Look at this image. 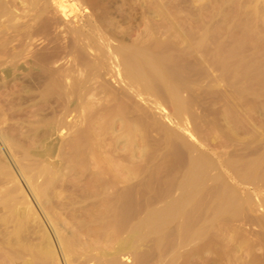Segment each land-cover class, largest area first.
<instances>
[{
    "label": "bare ground",
    "instance_id": "bare-ground-1",
    "mask_svg": "<svg viewBox=\"0 0 264 264\" xmlns=\"http://www.w3.org/2000/svg\"><path fill=\"white\" fill-rule=\"evenodd\" d=\"M49 1L51 2L50 7H49V5H50ZM81 1H84V2L86 1L85 4L88 3L87 0H58V2H56V0H0V123H2V121L4 120L3 119L4 115H7L6 113L8 111H6V110H12L10 108H13V110L15 108L20 109L21 106H22L21 107L22 110H18L20 112V114H23V115L25 114L28 116L30 115L29 117H31V116L35 117L38 114L42 115V113L44 114V112H42V111H45L47 108H49L51 106H56V107L58 106L59 107L60 105L61 106L63 105V111H60L61 116H62V114L64 112L68 111L66 109L67 106L70 105L71 103H74V102H76V104L80 108L82 106L83 110H84V106L87 107L85 109V111H83V113L84 112L88 113V114L85 113L87 115H83V117L85 116V118L87 116H89V114L92 112V110L94 108L99 107L98 105H96L98 103L100 104V107H101V104L105 106L104 103H106V105L110 104V103H111L110 105L116 103L117 105L120 106L121 102H122V105H121L122 107L121 106L120 107H121V109L123 108V110H124L125 107H127L128 105L123 107L124 106L123 102L125 103V101L127 102L131 98L132 99L135 98V96H137V95L134 94L135 93L134 91L135 90L137 91V89H139L138 92H140V93L142 91L144 96L146 95L147 92L150 93L151 90H154L155 92H158L161 95L163 93L164 96L166 95L165 96L166 98L164 100H167L168 103L173 102V104L176 106V108H177L176 109V115L183 114L182 110H184V113H185L186 112L185 108L188 109L187 107H189L190 105H187V103H189L187 101L186 105H183V108H182V106H181L182 102L186 99H182V97H179L182 94V93H180V95H179L180 89L178 87H180V85L177 87L176 83H174V85L168 86L166 83V81L168 79L166 80L164 78V77L170 78L168 81H170L171 79L172 80L175 79V80H177V82L181 79V76H179V79H176V78H178L177 77V74H178L177 70L178 69L174 70L170 66H167V68L165 67L166 63H164V62L167 59L166 58L167 56L165 57L166 58L165 59L163 57L165 55H163V54H164V51L169 52V50H170L169 48H168L169 50L166 49L165 45H167V44L165 43L162 45L165 47V50L162 51V49H164V47H161L162 49L160 48L161 49L160 53L161 52H163V53H161L159 55L161 57H159V56L158 57L160 60H162V58L165 59L163 62H161L158 59L160 61V67L158 66L159 62H156L157 55L159 53L155 54V52L153 53V51L151 50L152 55L155 54L154 55L156 57V59H155L151 55V53L147 52V48L144 47L145 45L144 46L142 45L144 47L143 48L141 46L134 45L133 43L128 44L129 42H127V40H126L128 37V34H129L128 28L125 30L124 28H126V27H124L120 30V28L123 25L119 28V21H115L117 19L113 18L114 13L112 14V12H111V11L117 10V9H115L116 7L114 6L116 4L115 3L116 1H114V0H90V1L92 2V5H93V8H92L93 13L91 15L94 14L93 15L94 17L92 16V18H94L93 21H95V24L92 27V29H94V31H95L94 34L99 33V35H100L102 32L101 30L106 28L107 32H106V30H104L103 32H106V33H104V35L108 36L109 34H112L113 31L115 30V32L113 34H115V33L116 34L115 35L112 34V37L113 36L115 38H116V36L118 37V40H117L118 44L116 46L112 47V45L111 46L108 45V40H110L108 37H107L108 38L107 39L101 35L100 36L95 35L96 37L91 36V35H88V36L85 35L84 29L87 27L84 28L83 27L84 25L81 28L78 26L79 28H77V29H72L73 28L72 26H70L71 29L69 28V26L68 27L66 26L65 28H63L62 23H61L62 21H60V19H59L60 17H58L59 15H57V14L60 13L64 19L67 18L68 15H67V11L65 10V8H63L62 3L74 2V3L80 4ZM129 1L130 2H128V4L131 3L132 0H129ZM137 1H139V0H137ZM137 1L132 2V3L134 4ZM148 1L147 0H140L139 1L140 3L138 4V2H137V4H136V6L140 5L139 7H141L143 14L146 13V11H147V4L148 3H146V2H148ZM150 1H152V0H150ZM249 1L253 2L254 0H249ZM258 1L259 0L254 1L253 4L256 6ZM78 2H80V3H78ZM84 2H82V3H84ZM213 2H215V1H213ZM243 3L244 2L242 1V5H243ZM133 4L130 6H133ZM156 4L158 5L157 2H156ZM246 4H249V2ZM253 4H250V5L253 6ZM157 5H156V10H159V11H156V10L155 11L158 12V14L160 12V14L162 15V13H163L162 8H164L161 6L162 3H161V5L159 4L160 6L158 7V9H157ZM53 6H54V8H53ZM148 6H149V4H148ZM246 7H248V6H246ZM257 7H259V6H257ZM257 7L256 8L254 7V9L253 8L252 9L257 11L256 10V9H258ZM242 8H244V6ZM242 8H241V10H242ZM247 10H248V8H247ZM151 11H153V10H151ZM196 11H197V9H196ZM261 11L263 13V10H260L259 15H261ZM198 13H200V12H198ZM249 13L252 14L253 12L249 11ZM250 14H249V16H250ZM118 15H119V13H118ZM145 15L146 14H144V18H145ZM246 15L248 17V14H246ZM251 16L253 17L254 15L252 14ZM262 16H261V18H264V16L263 17ZM142 17H143V15H142ZM155 17H157V16H155ZM158 17H159V15H158ZM257 17H258V15H257ZM111 18H113V19H111ZM253 18H255V17H253ZM232 19H233V17H232ZM185 21H188V20H185ZM253 21L255 23V20H253ZM258 21L260 22V20H258ZM261 22H263V21H261ZM86 23L88 25L90 23V21L86 22ZM167 23H168V21H167ZM208 23H210V22H208ZM256 23H257V20H256ZM104 24H106V27L103 26ZM162 24H164V23H162ZM177 25H179V24H177ZM177 25H176V27H177ZM206 25H207V22H206ZM206 25H205V27H206L205 29H207ZM101 26H103L104 28ZM161 27L162 26H160V28ZM88 28L90 29L91 27L88 25ZM117 28L120 30V33H118L119 35H117V32H116V31H119ZM143 29H145V28H143ZM179 31L180 30H178V32ZM207 31H208V29H207ZM166 33H167V31H166ZM202 33L204 34L205 31ZM181 34H182V32H181ZM183 35H185V34H183ZM206 35H208V34H206ZM89 36H90V38H88ZM190 37L187 38L186 35L184 36V38L186 40L187 39L189 40ZM36 38H39V39H37V40H39L38 43L41 40H43V41H41L42 43L40 42L39 45L38 44L36 45V43H35ZM184 38L180 37V39H183V40H184ZM205 38L206 37H204V39ZM191 39L195 42L190 41ZM191 39L187 42L188 43L190 42V44L193 42L191 44V46H193V45L196 46L197 38L195 40V37L192 36ZM201 39L202 38H200V40ZM198 41H199V39H198ZM203 41H205V40H203ZM203 41L201 42V44H200V41L198 43L201 46H203ZM100 43L102 45L103 44L107 45L106 48H104L105 45H103L102 50L106 49L103 51V54H105V56L109 60L110 68L112 67L114 70V71L111 70L112 72H114L113 76H115L117 79H118V77H120L122 82H123V85L120 84L121 85L119 87L120 89L117 88L119 90L115 89L117 92L114 90L111 91L109 86L107 84H105V82H103V80L98 81L99 79H101L100 75H102L103 73L106 74L108 71L107 72L104 71L103 70L104 67H102V65H99L97 63L96 64L89 63V61L86 57L87 50H92L93 48H99L98 45ZM35 45L38 47L40 45H42V46H41V48L39 47V50H38ZM224 46H225V44H224ZM35 47L37 50H35ZM146 47H150V46H146ZM167 47H171V44H170V46L167 45ZM198 47L201 48L199 45H198ZM158 49L159 48H157L156 50H158ZM187 49L185 52L189 51V52H191V54L194 53L192 51V49H191V51H190V48L188 50ZM203 49H206V48H203ZM153 50H155V49L153 48ZM220 50H222V48H220ZM226 50H228V49H226ZM93 51H94V49H93ZM197 51H200V50H197ZM217 51H218V49H217ZM183 52H184V50L182 51V53ZM185 52L183 54H186ZM211 52L212 51L209 52L210 55H211ZM214 52H216V51H214ZM214 52H212V53H214ZM219 52L220 51H218L216 53H219ZM100 53L102 54V52H100ZM209 53H206L207 57H208ZM226 53L224 54L223 51L217 55H215V53H214L215 57L212 59L210 58V65L216 59H218L217 57H220V55H221V57L230 56L229 53H228V55ZM101 54H100V57L103 58V56H101ZM168 54L166 53V55H168ZM175 54H177V53H175ZM191 54L189 53L186 55H189L191 57ZM223 54L225 56H222ZM210 55H209V57H210ZM236 55L237 54H235V56ZM68 56H70L71 59L69 61L70 63L68 62L69 65L67 67H65V64H66L65 61H64L65 63L62 62V64L61 63L59 64V62L61 60L65 59ZM177 56H178V54H177ZM181 56H182V54H181ZM192 56H193V54H192ZM238 57H236V58H238ZM174 58H177V57H174ZM232 58H235V57L232 56ZM232 58H231V56L229 58L226 57L225 61H227L228 59H232ZM240 58L243 59V57H240ZM240 58L237 60V61H239V63L236 60L235 61L237 63L233 62L237 66L235 64L230 63V62L229 63L231 64V66H229V63L227 62V65L229 67L225 68V70L226 69L234 70V69H232V68H234L233 66H235V71H238V68L239 69L240 68L246 69V67H250L249 66L250 63L248 65L244 64L245 67L240 65L242 63L241 62L242 60L240 61ZM213 59H215V60L213 61ZM103 60H104V58H103ZM108 60H107V62H108ZM180 60H182V59H180ZM181 62H183V61H181ZM218 63L220 65H222L221 66L222 68H224V66L226 65V64L224 65L221 62H217V63L212 64V68H216V66L217 67L220 66ZM215 64H218V65H215ZM251 64H252V62H251ZM163 65H165V66H163ZM263 65H262V68L264 67ZM173 66H174V64H173ZM175 66H176V64H175ZM175 66H174V68H175ZM107 67L108 66L106 64V68ZM161 67H163V68L165 67V68L163 69ZM210 68H211V66H210ZM222 68H217V69H220L223 71L224 69H222ZM171 69H173V70H171ZM201 69H202V67H201ZM240 70L238 71V73L240 72ZM186 71L188 72V70H186ZM242 71L243 70H241V72ZM258 71H260V70H258ZM183 72H185V71H183ZM254 72H256V71H254ZM182 73L180 71L178 75H180ZM183 76L184 75L182 74V77ZM89 77L90 78L92 77L93 81ZM193 77H195V76H193ZM87 78H89L91 80V82H89V85L87 83H85V82H87L86 81ZM253 78H255V77H253ZM157 80L159 82H162L164 80L163 84L167 85L165 90H161V88L159 87L160 85L158 86L156 84ZM183 82H184V80H183ZM85 84H87V86ZM183 85H181V86H183ZM186 86L182 88L183 91L184 90L186 91L187 89L190 88V87L186 88ZM242 86H244V85H242ZM138 87H140V88H138ZM184 88H186V89H184ZM154 91L151 92L150 95L152 93L154 94L155 93ZM162 91H164V92H162ZM259 92H262V91H259ZM133 95H135V96H133ZM163 95L161 96L162 99H163ZM167 95L172 97L173 100L171 102H169V100H168L171 97H167ZM147 96H149V95H147ZM151 96L153 99L156 98L155 96L153 97V95H151ZM192 97H194V96H192ZM194 98H196V97H194ZM229 101H230V99H229ZM129 102L130 101H128V104H129ZM94 103H95V107L93 109H90L91 112L87 111L89 109V106L90 107L93 106ZM184 103H185V101L183 102V104ZM116 104H115V108H117ZM126 104L127 103H125V105ZM132 105H134V104H132ZM23 106H25L24 109H23ZM39 106H42V108H43L42 109L40 107L41 113H39L40 111L38 112L39 108L36 110L38 114H36V111L30 112L28 110L29 107H39ZM244 106H245V104H244ZM7 107H9V109H4ZM60 107H59V109H60ZM129 107H130V105H129ZM129 107H127V108H129ZM133 107H135V106H133ZM139 107H141V105ZM139 107L136 106L135 109L139 108ZM99 108H98L99 112H97V113L101 114L102 118H100V120L103 119V122H102V120L99 121L97 118L93 117L94 114H96L95 110L92 112L93 114H92V118L90 120L91 121L98 120V122H101L100 124L103 123L101 126L102 128L100 126H99L100 128H98L100 130V132L97 129L98 135L101 136V134L103 133L102 136L106 135L109 137V135H108L109 131H110V134H111V132H112V134L114 133L112 130L113 127H108L111 124V123H109L110 120H109V122L104 123L105 122L104 119H106V118H105V116L103 117ZM109 109H110V107L108 108V110ZM112 109L113 108L110 109L111 110L110 112H112ZM121 109L120 110L117 109V111L118 110L119 111L117 112L115 110L114 112L117 113V115H118L120 111H121L120 113H122ZM13 110H12V113L8 114L10 116V118L13 117L14 115H16L17 114L16 112H18L15 110L13 112ZM26 110H28V111H26ZM60 110H62V109H60ZM137 110H139V109H137ZM126 111H128V109ZM126 111H125L126 114L124 112H123V114L127 115L128 113L129 114L131 113L129 111L128 112H126ZM133 111H135V110H133ZM46 112H48V111H45V113ZM54 112H56V111H54ZM143 113L144 112H142V114ZM51 114H53L52 111H51ZM99 114H98V116H99ZM123 114H121V115H123ZM147 114H148V116H151L150 113H147ZM46 115H47V113H46ZM106 115H108V113ZM114 115L115 114H113V116L109 115L110 117H112V120H111L112 123L116 119L115 116H117V115H115V116ZM140 115H141V113H140ZM119 116H120V114H119ZM119 116H117V118H119ZM124 116H122L123 121L125 119H127V117H124ZM130 116L131 115H129L128 117H130ZM144 116H147V115H144ZM153 117H154V115H153ZM57 118L59 119V117H57ZM57 118H55V117H51L49 119L47 118L44 120V122L42 119L39 118L36 123H38L40 120L39 123L41 125L40 124L33 125L34 123H32V125H30V123L27 122L28 125H25V127H23V128H25V131H23V132L20 131L21 129L19 127H22L24 125H23V123H19L18 125L22 124V126H17V125H16L17 127L13 126L12 131L17 132L18 135H20L24 141L30 140L32 138L33 147L35 148V146L41 144L42 139L46 135H49L50 129L52 130L53 128H60V127L62 128V125H61L62 123H60V120L57 121L56 120ZM87 118H89V117H87ZM144 118H146V117H144ZM151 118H152V116H151ZM151 118H149V119L152 121ZM189 118H191V117H189ZM153 119H154L153 120L154 124L156 126V124L158 123V120H156L157 118L156 119L153 118ZM197 119H199V118H197ZM18 120H20V119H18ZM140 120L145 121V122L149 121L147 119L143 120V116H142V119L140 118L138 121H140ZM127 121L128 122L124 121V123L130 124V120H127ZM193 121H194V119H193ZM140 122H138V123H140ZM12 123H10V124H12ZM87 123H89V120ZM92 123L95 125L94 122H92ZM124 123H122V125H123L122 127L125 128V131H124V128H123L124 132L121 131L122 129L119 130V131H121V132H119V133H121V135H119V136L115 135V137L112 136V137H114V139H112V141H109V142H111L114 145V149H116V147H115L116 143L120 140H123L122 144L125 142L124 143L125 145L123 144L124 149H123V147H122V149L125 152H127L126 153L127 155L123 154V156H122L121 153L120 152L119 153L124 158V159L122 158L123 160H125L124 162L127 161L128 163L132 164L131 162L133 159H132L131 153H132V151H133L132 149L134 147L132 148L133 144H131V143H133V142L129 143L128 139L131 138V135H132L131 133H133L130 130L131 129L130 127H133V125H129V124L126 125ZM194 123H195V121H194ZM97 124H99V123H97ZM134 124H136V122H134ZM143 124H144V122H143ZM151 124L153 125V123H151ZM6 125H8V124H6ZM140 125L141 124H139V126ZM145 125L146 124H144V126ZM110 126H113V125L111 124ZM136 126H137V128H139L138 131L136 132L137 135L139 136V138H141L142 135L144 136L142 138H145V135H147L149 131L151 132L153 129H155V131H156V129H157V126L155 128L153 126V129L151 126L152 130H150V128H148V132H147V128H146L147 126H146L145 127L146 131L144 129V131L147 132V134H146L144 131L142 133L144 126L143 127L142 126L138 127V125H136ZM136 126H135V128H136ZM96 127H98V126H96ZM122 127H120V128H122ZM160 127H159V130L161 129L160 130L161 132L157 131L159 134L162 133V128L164 129L165 132L167 131V129L165 130V125L164 126L162 125V128H160ZM42 129H44V130L46 129V130L44 131ZM93 129H94V126H93ZM140 129H142V130H140ZM92 130H86L85 131L86 133H84L87 135V131L88 132L91 131L92 133L91 132L88 133V135L93 134V135H90L91 138L88 135L87 136L86 135L81 136L80 132L78 134V137H79L78 141H76L77 136L74 138V139H76L74 141H76L77 145H79V150L81 149L80 146H82V148L85 147V149L84 148L81 149L80 153L83 154V156H81V157H85L86 160L88 158L87 156L90 155V152H86V154L89 153L88 155L85 154V151L88 148L87 144L88 143H90L91 145L96 144L95 146H98L100 144H97V143H101L103 140H105V139H103V140L100 139L101 141L100 142L96 141L97 142L96 143L95 142L96 138H93V137L96 136L95 133L97 134V132H96V130L95 131H92ZM139 130L142 133L141 136L139 135V134H141V133H139ZM76 133H78V132H76ZM136 133H133V135ZM164 133H162V134H164ZM249 133H251V132H249ZM2 134H4V131ZM259 134L258 133L256 134L258 136H256L255 134H251V137H254V140H258L257 142H259V140L264 141V140H262L264 135H262V137H261V135L259 136ZM18 135H17V137H18ZM164 135H166V134H164ZM164 135H162V137H164ZM253 135H255V136H253ZM6 136H7V134H6ZM172 136H174V134ZM132 137L134 138V136H132ZM146 137L148 138V136H146ZM160 137H161V135H160ZM142 138L139 140L140 143L142 141ZM147 138L143 139V140L145 141V140H147ZM174 138H176V135ZM3 139H4V137L2 139L0 138V140H2L1 141L2 144L5 145L6 142L3 143V141H6V140H3ZM5 139H7V137ZM177 139L175 140V142L177 141ZM179 139L182 140V138H179ZM11 140H12V137H11ZM97 140H99V136L97 137ZM131 140H132V138H131ZM181 140H180V144H181V142L183 144V141H181ZM231 140H233V139H231ZM14 141H16V139ZM91 141L93 143H91ZM170 141H174V140L171 139ZM19 142H20V140H19ZM147 142H145V143H147ZM111 143L105 145V142H104L103 143L104 145L101 144L102 146H105L103 149H102V147L101 148L99 146L98 147L101 150H103V152H105V154L110 149L111 152L109 150V152L107 154V155H109L114 151L111 149V147H112ZM165 143H166V141H165ZM15 144H16V142L14 144L12 142H10L8 144L13 152H18L20 149H22V148L17 147ZM135 144L136 143H134V145ZM143 144L144 143H142L140 145H143ZM173 144H174V142H172V145ZM91 145H90V149L93 147V145L92 146ZM108 145L110 146V148H108ZM186 145H188V144H186ZM262 145L260 144L259 146H262ZM28 146H30V145H28ZM74 146H75L74 148H76V145H74ZM106 146H107V149H106V151H104ZM144 146H145V144H144ZM183 146H184V144H183ZM191 146H186V148L189 151H191V152H189L190 155H189V153H187L188 151L186 152V154H185V152H181L183 156L186 155L189 159H190L189 156L196 159V160L193 159L194 160L193 162H192V159L191 160L188 159L189 163H190V161L192 163L191 166L192 165L193 166H192V168L191 167L190 168L189 167L184 168V169H186L185 171H187V168L191 169V170L187 171L189 175L186 174L185 172H183L186 175H188L189 180L187 179V181H182V179H180L181 181L179 180L176 182V179H175V182H173V183H171V181H173V180H171L170 183L168 181H165V182L162 181V182H164L163 184L157 185L155 183V186L148 183V181L147 182L145 181V182L133 183L132 182V180H133L132 176H133L134 171H132V169L129 168V166H126L123 168L121 167V171L117 169V172L114 174V175H116L117 173H118L117 175L122 174V178H120L119 176H118L119 178H117V175L115 177L113 176L112 178H110L109 172L111 169L110 165L112 162L109 163L110 165H108L106 163L104 164V162L101 163L102 165H100V164H98L100 162L99 160H102L103 158L102 157L99 158L100 156H95L99 159V160L96 159L98 166L99 165L103 166V167H104V165H105V167L108 166L107 170H104L106 168H103V167H99L101 169L97 168V165L94 161L95 160L94 152L97 153V151L95 150L96 147H93L94 151L91 149V151H93V152H91L92 156L90 155V157H92L94 159L92 160V158L91 159H89L90 157L88 158L89 161L90 160H91V162L94 161V162H92V164L90 162H87L88 160L84 161V158L83 159L81 158V160H83L84 162H86L88 164L90 163L88 166H90L91 168L94 167L93 169L95 172L92 173L90 171V174H88V175H90L91 178L90 179L88 178V180L81 181L82 179L81 180L77 179V181H75V182L71 181L69 183L65 182L66 179L64 182L62 180L59 181V178H60L59 172L54 171L53 170L54 167L52 166L51 170H48V168L47 169L42 168V170L39 171L40 177L45 176L46 179L43 180L42 184L37 185L36 181L34 180V175H35L34 169L37 167H35L33 169V165H36L35 163L30 164V165L27 164L28 166L19 168L18 171H19L21 177L24 179L25 185L27 184V186H28V188H30V191L32 192V194L34 193V195H35L34 197L37 198V203L39 202L40 204H42V203L49 204L50 203L49 198H51V206H50L51 210L49 209V211L51 212L50 213L51 218L50 219L48 218V220L51 224V242L49 239H47L45 237L44 233L39 232L38 225L35 222L34 223L32 222V226L34 227V229H32V230H35V231L28 233L27 230H28V227L30 226L29 224H30L31 220L33 221L32 214L29 212V210L27 211V210L17 208V205H19V207L23 205V201L20 200V198H21V195H20L21 192H20V187H19L20 185L18 184L17 179H15L17 176L14 175L15 173H13V171H11L12 168L10 170V167L8 168L6 166V164L3 163L4 161H2V159H4V158L1 159V157H0V187L2 185H5V184L9 185V183H12L11 187L4 190V192L0 194V210H1L0 213H2V214H0L1 215L0 225H4L3 227H5L6 225L9 227V225H10V227H11V229H10L11 231H7V232H10L11 234L8 233L9 235H6L7 237L5 236V237L1 238L2 235H1V231H0V235H1L0 239L2 240L0 242V246H2V247H0V264H126L125 262L123 263L120 260L121 257L127 258L126 260H128V259L131 260L127 264H264V162L261 163L262 160L264 161V150H261L262 151L261 154H258L260 151L258 152L257 150H256V152H258V153H255V154L252 153L254 150H252V152L250 151L251 152V153L249 152L250 156H251V154H252V157L256 154H258V155H256L254 158H251L249 160L246 159V160H248L247 163H245V161H244V163H242L241 161H240L241 163H239V159H242L241 157H243L242 152H239L240 154H242L241 157L239 156V153H238L239 150H236L238 153V156H239L238 159H236L238 157V156H236L237 155L236 153H235V157H234L236 160L233 159V157L230 155V159L232 161L235 160L236 163L234 161H233L234 163L233 162L229 163V161H228L226 163V165L223 167H225L224 169L228 170L227 172L230 173V174L228 173V177H229V175H232L233 177L230 176L232 178V180L235 179L234 181H236V182L232 183L230 181L231 179L226 178L225 177L226 175L224 176L223 175L224 173L222 174V172L220 171V168L218 166H216L218 164V162H217V164L216 163L214 164L213 160L211 158L209 159L208 157L207 158L203 157L206 155L202 154V153H199V156H202V157L195 158L196 156H194L195 153L193 154L194 150L193 149H192L193 151L191 150V148H192ZM98 147H97V149H98ZM145 147L147 148V146H145ZM182 148L180 150H182ZM23 150H20V151H23ZM82 150H83V153H82ZM88 150H89V148H88ZM101 150H99V151L102 152ZM244 150H246V152H247L250 149H248V148L246 149V147H245ZM124 151H122V152L124 153ZM103 152L101 154L102 156L105 155ZM20 153H22V152H20ZM52 154H53V149L52 148H46L44 150V153H34V152L32 153V152H25L24 151V153H22L21 155H23L22 157H24L25 159L27 158V160H28L29 158L33 159L34 157L42 159L44 157L52 156ZM97 154L99 155V153H97ZM115 154H113V156H115ZM1 155H2V153L0 152V156ZM74 155L75 154L73 152V156ZM84 155H86V156H84ZM107 155H105L104 157H106ZM118 155L116 154L117 157H120ZM124 155H125V157H124ZM225 156H226V153H225ZM228 156H226L223 159L224 163H225V159ZM22 157H21V159H23ZM78 157H80V156H78V153H77L75 159H78ZM110 157H111V160H113L115 163L116 159L114 160L112 156H110ZM133 157H135V156H133ZM171 158H172V156H171ZM31 159H29V160H31ZM73 159H74V157H73ZM73 159H72V161H73ZM119 160H121V157ZM123 160H122V162H123ZM242 160H244V159H242ZM78 161L79 160H77V162ZM106 161H108V157H106L105 162ZM116 161H118V159ZM175 161H176V159H175ZM69 162H71V161H69ZM108 162H110V161H108ZM17 163H19V162H17ZM79 163H80V161H79ZM180 163H181V161H180ZM189 163L187 164L188 166H190ZM82 164L84 165L85 163H82ZM221 164H218V165L222 166L223 164L222 165ZM7 165L10 166L8 163H7ZM71 165H69L71 168L70 170H72L73 168L75 169V167L76 168L78 167V166H76V164H74L75 167H71ZM77 165H79V164L77 163ZM83 165H82V167H83ZM94 165H96V167ZM116 165H118V164H116ZM184 165H185V163H184ZM18 166L20 167L21 165H18ZM102 168L104 171L100 172V170H102ZM115 168H116V166H115ZM97 169H99V170H97ZM87 170H91V169L83 168L81 170L80 173H81L82 177L84 175V172L86 173ZM156 170H157V168H156ZM222 170H223V168H222ZM39 172H37V173H39ZM114 172H115V170H114ZM114 172L110 173V175H112ZM80 173H79V176H80ZM76 175H77V173H76ZM77 178H79V177H77ZM209 181L211 182V184L208 185L207 182H209ZM166 182H168V183H166ZM239 184H241L242 187H244L246 185L248 187L252 186L253 192L244 191L245 194H243V195L240 194L239 193L240 191L238 188ZM248 187H247V190H248ZM5 188H7V186ZM154 188H155V190H154ZM240 189H242V188H240ZM50 191H51V194H50L51 196L49 197ZM152 191H155V192H152ZM242 191H243V189H242ZM242 191H241V193H242ZM19 195H20V197H19ZM40 204H38V205L41 206ZM50 214H49V216H50ZM0 228H1V226H0ZM34 236H36L35 238H39V240H40L39 243L37 245L34 243H33L34 245H31V243L26 244V242H28V239L31 237H34ZM25 240H27V241L24 242ZM5 244H6V246H4ZM24 255H28L29 257L25 256L27 258H24Z\"/></svg>",
    "mask_w": 264,
    "mask_h": 264
},
{
    "label": "rangeland",
    "instance_id": "rangeland-1",
    "mask_svg": "<svg viewBox=\"0 0 264 264\" xmlns=\"http://www.w3.org/2000/svg\"><path fill=\"white\" fill-rule=\"evenodd\" d=\"M87 1H88V3H86V4H85L86 1L85 2L84 1H81V3L78 2L81 5L80 4H77V3H74V2L62 3L63 8H65V10L67 11V15H68V17L64 19L60 13L57 14V15H59L58 17H60L59 18L60 21H62L61 23H62L63 28H65L66 26L67 27L69 26V28L71 29L70 26H72L73 27L72 29H77L79 27L81 28L83 25H84L83 26L84 28L85 27L88 28V25H89L91 27L90 29L89 28L88 29L87 28L84 29L85 30L84 31L85 32V35H87V36L88 35H91V36H95V35L96 36L97 35L100 36L101 35L104 38H107L108 37L110 39V40H108V45L109 46L112 45V47L116 46L118 44V41H117L118 40V37L116 36L117 39L114 36L112 37V34L115 32V30L113 31L112 34H109L108 36L107 35H104V33L107 32L106 28H104V27H106V24L103 25L104 27L101 26L104 29L102 28L103 30H101L102 32H101L100 35H99V33L98 34H94L95 31H94V29H92V27L95 24V21H93L94 18H92V16L94 14L91 15L93 13V11H92L93 5H92V2L90 0H87ZM114 1H116L115 2L116 4L114 6L116 7L115 9H117V10L114 9L115 11H111V12H112V14L114 13L113 14V18L114 19H117L115 21H119V28L123 25L120 28V30L122 28H124V27H126V28H124L125 30L128 28V30H129L128 33L129 34H128V37L126 39L127 42H129L128 44H132L133 43L134 45L141 46V47H143L145 45L144 47L147 48V52L151 53L153 51V53L155 52V54H158L159 53L157 55V59L154 56L155 54L152 55V53H151V55L156 59V62H159V64L157 63L159 67H160V61L163 62L167 58L165 60V62H164V63H166L165 64L166 66L165 65H163V66H165L166 68H167V66H170L174 70L178 69L177 70L178 71V74H179L180 71H181V73L183 71H185V72L182 73L184 75L183 77H182V74H180V75L177 74V77L178 78H176V79H179V76H181V79L179 81L180 82L182 81L181 82L182 84L179 81L177 82V80H175V79L174 80L171 79L170 81H168L170 78H168V77H164V78L166 80L168 79L167 81L165 80L168 86L174 85V83H176V86L177 87L180 85V87H178L180 89L179 90L180 91L179 92V95H180V93H182V94L179 97H182V99H186V100H184L185 101L184 104H183L184 101L183 102L181 101L182 102V105H181L182 108H183V105H186L187 101L189 102V103H187V105H190V106L187 107L188 109L185 108V111H186L185 113H184V110H182L183 111L182 112L183 114L176 115V109L177 108L173 104V102H171L173 99H172L171 96H168L167 95V97H171L168 100L172 104L171 103H168L167 100H164L166 98L165 97L166 95L164 96L163 93H162L164 91L161 92L162 95H163V99H162V97H161L162 95L160 93L155 92L154 90H151V92H153V91L155 92L154 93L155 95L153 93L151 94V95H153V97L154 96L156 97L155 99H153L152 96L150 95L151 92L150 93L147 92L146 95L144 96V94L142 93L141 90H140L141 93L138 92L139 89H137V91L136 90L134 91L135 92L134 94L137 95V96L133 95V96H135V98H133V99L131 98L132 100L131 99L128 100L130 102L132 101L133 103L132 102L131 103L129 102V104H128V101L127 102L125 101V103H127L125 105V103L123 102V105H124L123 107H125L127 105H128L127 107H129V105H130L129 108L125 107V109H124L125 111L128 109V111L131 112L130 114L128 113L127 115H125L126 113L123 110V108L121 109L122 102H121V105H120L121 107L119 105H117L116 103H114L112 105H110L111 103L110 104H107V105H106V103H104L105 106L101 104V107L102 108L100 107V104L99 103L96 104V105H98L100 108L97 107V106H96L97 108H94L95 107V103H94V105L91 106L92 108L89 106V109L87 111H90L91 112L90 109H93L94 108L92 110V112L95 110V113L96 114H94L93 117L97 118L99 121L102 120V122H103V119L100 120V118H102L101 114L97 113V112H99L98 111V108H99L100 111H101V113H102V115H103V117L105 116V118H106V119H104V121H105L104 123L109 122V120H110L109 123H111L113 126H110L111 125L110 124L108 127H113L112 130H113L114 133L112 134V132H111V134H110V131H109V134H108L109 137L106 136V135L105 136L104 135L102 136L103 133L101 134V136L98 135V130H99L98 128H100L103 123L100 124L101 122H98V120L91 121L90 119L92 118V114H93L92 112L91 113L89 112L90 114H89V116H87L89 118H87V117L85 118V116L83 117V115H87L88 114L87 112H84L83 113V111H85V109L87 107L84 106V110H83L82 106H81V108H82L81 109L76 104V102L71 103L70 105H68L67 108H66L68 111L67 112H64L65 114L63 113L64 115L62 114V116H61V112L60 111H63V105L62 106L60 105L62 108L59 106L60 109H62V110H60L58 106L57 107L56 106H51V107L47 108L45 110V111H48V112H46L47 115H46L45 111H42V112H44V114L42 113V115H39L37 113L36 110L39 108V110H38V112H39L40 109L42 108V106H39V107H29L28 110L30 112L31 111H36V114L39 115V116L37 115L35 117H33V116L29 117L30 115L28 116V115H25V114L24 115L23 114H20V112L18 110H22L21 109L22 106L20 107V109H18V108H15L14 109L15 111H18V112H16L17 113L16 114L17 116L14 115L13 117H11L12 119L10 118V116L8 114L12 113L13 108H10L12 110H6V111H8L6 113L7 115H4V118H3L4 120L3 121L1 120L2 123H0V128H1L0 129L1 130L0 131L1 132L0 133V138L2 139L4 137L3 140H6V141H3V143L6 142L5 145H3L2 142H1L2 140H0V152L2 153V155L0 157H1V159L4 158V159H2V161H4L3 163H5L8 168L10 167V170L12 168L11 171H13V173H15L14 175L17 176V177L15 176L16 177L15 179H17V182L20 185V186L18 185L20 187V192H21V194H20L21 195L20 200L23 201V205L20 206V207H19V205H17V208H20V209H23V210H27V211L29 210V212L32 214L33 221L31 220V222L29 224L30 226L28 227V230H27L28 233H31V232L35 231V230H32V229H34V227L32 226V222L33 223L35 222L38 225L39 232L40 233H44L45 237L47 239H49L50 242H51V224H50L48 218L49 219L51 218V214H50L51 212L49 211V209L51 210V207H50L51 206V198H49L50 199V203L49 204H45V203L40 204L39 202L37 203V198L34 197L35 196L34 193L32 194V192L30 191V188H28L27 184L25 185L24 179L21 177V175H20V173L18 171V169L21 168V167H25V166H28V165L33 164V163L36 164V165H33V169L35 167H37V168L34 169V173H35L34 180L36 181V184L37 185L42 184L43 180L46 179L45 176H41L40 177V172L39 171H41L42 168H44V169H47L48 168V170H51L52 166L54 167L53 168L54 171L59 172V177L61 178V179L59 178V181L62 180L64 182L65 179H66L65 182L69 183L71 181L72 182H75V181H77V179H79V180L82 179L81 181L88 180V178L90 179L91 176L88 175V174H90V171L92 173L95 172V171L93 169L94 167L91 168L88 165L90 163L92 164V162H94V161H95V163L97 165L96 159L97 160H99V159L97 157H95V156H100L99 158L102 157L103 159L102 160H99L100 162L98 164L102 165L101 163L104 162V164L106 163V164L110 165L109 163L112 162L111 165H110L111 169H110V172H109L110 178H112L113 176L115 177L118 174L117 173L116 175H114L117 172V169L121 171V167L123 168V167L129 166V168H131L132 171H134L133 176H132L133 177V180H132L133 183H139V182H145V181L147 182L148 181V183H150L151 185L155 186V183L157 185H160V184H163L165 181H168L170 183V181L173 180V181H171V183H173V182H175V179H176V182L179 181L180 179H182V181H187V179L189 180V177H188L189 174H188L187 171L188 170H191L189 168L190 167L192 168L193 165L191 166L192 163H191V161L189 163V161H188L189 158L186 155L183 156L181 152H185V154H186L187 151H188L187 153L191 152V151H189L186 148V146H191L192 145L191 146L192 147L191 150L192 149L194 150V151L192 150L193 151V154L194 153L195 154L196 153L198 154V155L197 154L196 155L194 154V156H196L195 158L202 157V156H199V153H202V154H205L206 155V156H203V157H206V158L208 157L209 159L211 158L213 160V163L214 164L215 163L217 164V162H218V164H221L222 163L223 164V165L221 164L222 166H219L218 164L216 166H218L220 168V171L222 172V174L224 173L223 174L224 176L226 175L225 176L226 178L231 179L230 181L232 183H235L236 182V181H234L235 179L232 180V178H231L233 176L232 175H229V177H228V173L229 172H227L228 170L224 169L225 167H223V166H225L228 161H229V163H232L233 161L235 162V160L238 159L239 156L241 157L242 154H240L239 152H242L243 153V157H241V158L244 159V160L239 159V163H241V162L244 163V161H245V163H247V161L249 159L254 158L258 154H261L262 153L261 150H264V146H263L264 145V141H260L259 140V142H257L258 140H254V137H251V134H255L256 135L257 133L258 134L260 133L259 136L261 135V137H262V135H264L263 134L264 133L263 132L264 131V67L262 68V65L264 64V18H261L262 15L264 16V14H263L264 13V0H259L260 2L258 1L256 6L253 4V2L254 1H257V0H254L253 2H251L249 0H213L215 2H213L212 0H206L207 2L205 0H152V1H150V0L148 1L147 0L148 2H146V3H148L149 6L147 4V11H146V13H144V14H146L145 15V18H144V14H143V11H142L141 7H139L140 5H137L138 7L136 6L137 2H138V4L140 3L139 2L140 0L139 1L135 0L137 2L134 3V4L132 3V2H135L134 0H132L131 3H129V4H128V2H130L129 0H127V1L125 0L127 3L124 0H114ZM242 1L244 2L243 5H242ZM56 2H58V0H56ZM82 2H84V3H82ZM156 2L158 3V5L156 4ZM248 2H249V4H246ZM161 3H162V5H161ZM49 4H50L49 5V7H50L51 6V2ZM132 4H133V6H130ZM155 4L157 5V9H158V7L160 5L162 7H164V8L161 7L162 10H163V11L161 10L163 12L162 15L160 14V12H159V14H158V12H156V11H159V10H156V5ZM250 4H253V6L250 5ZM245 5L248 6V7H246ZM243 6H244V8H242ZM257 6H259V7H257ZM254 7L255 8L257 7L258 9L259 8L260 9L259 10L256 9L257 11H255V10H253ZM53 8H54V6H53ZM241 8H242V10H241ZM247 8H248V10H247ZM196 9H197V11H196ZM151 10H153V11H151ZM260 10H263V13L261 11V15H259L260 14ZM249 11L250 12H253L252 14L254 15L253 17H255V18H253L251 16L252 14H250ZM198 12H200V13H198ZM118 13H119L120 16L118 15ZM246 14H248V17L249 18L251 17V18L249 19ZM249 14H250V16H249ZM142 15H143V17H142ZM158 15H159V17H158ZM257 15H258V17H257ZM155 16H157V17H155ZM232 17H233V19H232ZM113 18H111V19H113ZM184 19L185 20H188V21H185ZM166 20L168 21V23H167ZM253 20H255V23H254ZM256 20H257V23H256ZM258 20H260V22L261 21H263V22L260 23ZM85 21L86 22H89L90 21V23L87 25V23ZM206 22H207V25H206ZM208 22H210V23H208ZM162 23H164V24H162ZM176 23L179 24V25H177ZM176 25H177V27H176ZM205 25L207 26L208 31H207V29H205L206 28ZM160 26H162L161 27L162 29L160 28ZM143 28H145V29H143ZM104 30H106V32H103ZM120 30L119 31H116L117 32V35H119L118 33H120ZM178 30H180V31L178 32ZM166 31H167V33H166ZM204 31H205V33L203 34L202 32H204ZM181 32H182V34H181ZM115 34H113V35H115ZM183 34H185L187 36V38H189L191 36L190 39L192 38V36L195 37V40L197 38V40H196V46L195 45L191 46V44L193 42H195V41H193L192 39L191 40L189 39L190 41H193V42L191 44H190V42L188 43L187 41H189V40L188 39L186 40L184 38L185 35H183ZM206 34H208V35H206ZM180 37L184 38L185 41L183 39H180ZM204 37H206V38L204 39ZM88 38H90V36ZM200 38H202V39L200 40ZM37 39H39V38H36L35 39L36 40L35 43H36V45L37 44L39 45V43L41 41H43V40H41L38 43L39 40H37ZM198 39L200 41V44H201V42L203 40H205V41H203V46L204 47L201 46L198 43L199 42ZM165 43L168 46H170V44H171V47H167V45H165L166 46V49L169 48L170 50L168 49L169 52L168 51H166V52L164 51V54L163 55H165V56H163V57L164 58L166 56L167 57L165 59L162 58V60H160L159 57H161V56H159V55L161 53H163V52L160 53V51L162 49L161 47H164L162 45L165 44ZM224 44H225V46H224ZM103 45H105V44H103ZM103 45L100 43L98 45L99 48H93L94 51H93V49L92 50H87L86 57H87L89 63H91V64H93V63L96 64L97 63L99 65H102V67H104L103 70L106 71V72L108 71L106 74L103 73L102 75H100V78L101 79H99L98 81H100V80L102 81L103 80V82H105V84H107L109 86V88L111 89V91L112 90L116 91V90H119L120 89L119 87L121 85H123V82H122V80H121L120 77L117 76L118 77V79H117L115 76H113V73L114 72H112V71H114V70H113L112 67L110 68L109 60L107 59V57L105 56V54H103V51L106 50V49L102 50ZM198 45L201 48H199ZM41 46L42 45H40L39 47L41 48ZM146 46H150V47H146ZM36 47L39 50V47L38 46H36ZM36 47H35V50H37ZM106 47H107V45L104 46V48H106ZM202 47L203 48H206V49H203ZM153 48L155 50H153ZM157 48H159V49L161 48V49L160 50L159 49L156 50ZM187 48L188 49L190 48V51L192 49V51L195 54L192 53L193 54V56H192L191 52H189V51H187L188 53L185 52ZM220 48H222V50H220ZM217 49H218V51H220L219 53H221L223 51V53L225 54L227 52L226 53L227 55L229 53L230 56H231V58H232V56H234L235 58L228 59L227 61H225L226 60V57L229 58L230 56L221 57V55H220V57H217L218 59H216V58H215L216 60L213 59V61L215 60L213 63L221 62L224 65L225 64L227 65V62L228 63L230 62L232 64H235L233 62H236L240 57H243V59L240 58V61L242 60L241 61L242 63L240 65H242L243 67H245L244 64L248 65L250 63L249 64L250 67H246V69L240 68L241 70H243L242 72L237 67L238 68V71L240 70L239 73H238V71H235V66H233L234 68H232L234 70H231V69H226L225 70V68H228L229 66H231L230 63H229V66L228 65L227 66L226 65L225 66L223 65L224 68H222L221 67L222 65H220L219 63L218 64L220 66H218V67L216 66V68H212V64L213 63L210 65V58L212 59V58L215 57V55L219 54V53H216V52H218ZM226 49H228V50H226ZM163 50H165V47H164V49H162V51ZM183 50H184V52L186 54H189L190 53L191 54V57L189 55L183 54L184 53V52L182 53ZM197 50H200V51H197ZM210 51H212V52L216 51V52H214L215 55L212 52H211V55H210V53H209ZM100 52H102V54ZM166 53L167 54L169 53V54L166 55ZM175 53H177L178 56ZM206 53H209V55H210V57L208 55L209 58L207 57ZM100 54H101V56H103L104 60H103L102 57H100ZM181 54H182V56H181ZM224 54L222 56H225ZM235 54H237V55L235 56ZM174 57H177V58H174ZM236 57H238V58H236ZM70 59H71L70 56H68L65 59L61 60L59 62V64L60 63L62 64V62L63 63L66 62L65 67H67L69 65V63H70L69 62ZM180 59H182V60H180ZM107 60H108V62H107ZM181 61H183V62L185 61L186 63L185 62L183 63ZM250 61L252 62V64H251ZM237 62L239 63V61H237ZM105 63L107 64V66H108L107 68L108 69L106 68V64ZM170 64L172 66H173V64H174V66L176 64L175 68H174V66L172 67ZM218 64H215V65H218ZM210 66H211V68H210ZM201 67H202V69H201ZM161 68H163V67H161ZM217 68H222L224 70L222 71V70L217 69ZM173 69H171V70H173ZM186 70H188V72ZM258 70H260V71H258ZM254 71H256V72H254ZM193 76H195V77H193ZM253 77H255V78H253ZM89 78H87V80H86L87 82H85L88 85H89V82H91V80H92V77L90 78L91 80ZM182 79L184 80V82H183ZM163 81L162 82H159L157 80L158 83L156 82V84L158 86L160 85L159 87L161 88V90H165L166 89V86H167V85L163 84ZM87 84H85V85L87 86ZM183 84L185 86L187 85L186 88L187 87H190L189 89L191 91L189 89H187L188 91L187 90L186 91L185 90L183 91L182 88L185 87ZM181 85H183V86H181ZM242 85H244L245 87L242 86ZM117 88H119V89H117ZM138 88H140V87H138ZM186 88H184V89H186ZM259 91H262V92H259ZM147 95H149V96H147ZM192 96H194L196 98H194ZM229 99H230V101H229ZM115 104L117 105V108H115ZM132 104H134V105H132ZM244 104H245V106H244ZM140 105H141V107H139ZM108 106L110 107V109L113 108L112 109V112L113 113L110 112L111 111L110 109L108 110V108H109ZM131 106L132 107L133 106H135V107L137 106L139 108H136L135 109V107H133L134 108L133 109ZM24 108H25V106H23V109ZM4 109H9V107L4 108ZM117 109H119V110L121 109L122 110V113H120L121 111L119 112V114H120L121 117L119 116V114L117 115V113L114 112L115 110L117 111ZM137 109H139V110H137ZM14 110H13V112H14ZM28 110H26V111H28ZM133 110H135V111H133ZM51 111H52L53 114H51ZM54 111H56V112H54ZM128 111H126V112H128ZM123 112L125 114H123ZM142 112H144L145 114L144 113L142 114ZM39 113H41V111ZM85 113H87V114H85ZM107 113H108V115H106ZM140 113H141V115H140ZM147 113H150L151 116H152V118H151V116H148ZM98 114H99V116H98ZM113 114L119 116V118H117V116L114 115L116 119L113 117L115 120L112 123V121H111L112 120V117H110L109 115H112L113 116ZM121 114H123V115H121ZM152 114L154 115V117H153ZM129 115H131V116L128 117ZM144 115H147V116H144ZM122 116L127 117V119H125L124 121L128 122L127 120H130V124L129 123H124V121L122 119ZM142 116H143V120L147 119L149 121H146V122L145 121H141V120H140L141 122L138 121L140 118L142 119ZM188 116L191 117V118H189ZM51 117H55V118L59 117V119L57 118L56 120L57 121L60 120V123H62L61 124L62 125V128L60 127V128H53L52 130L50 129L49 135H46L42 139V141H41V144L42 145L41 144L40 145H37V146H35V148L33 147V140H32V138L30 140H27L28 142L27 141H24L22 139V137L20 135H18L17 132H13L12 131L13 126L14 127L22 126V124L18 125L19 123H23V125H24L22 127H19L21 129L20 131L23 132V131H25V128H23V127H25V125H28V123H30V125H32V123H34L33 125L40 124L39 123L40 120H39L38 123H36L39 118L42 119L43 122H44L45 119H47V118L49 119ZM144 117H146V118H144ZM149 118H151L152 121ZM153 118H155V119L157 118L156 120H158V123L156 124V126H157L156 131H155V129H153V126H154V128L156 127L155 124H154V121H153L154 119ZM197 118H199V119H197ZM18 119H20V120H18ZM193 119H194L195 123H194ZM88 120H89V123H87ZM137 121L140 122V123H138ZM92 122H94L95 125ZM134 122H136V124H134ZM143 122H144V124H146L145 126H144ZM10 123H12V124H10ZM97 123H99L100 125L97 124ZM122 123H124L126 125H128V124L129 125H133L134 128H135L136 125H138V127H140V126L143 127L144 126L143 130L140 129V130H142V133H143V131H144V129H145L146 126H147L146 127L147 128V132H148V128H150V130L153 129L151 132L149 131L148 134H147V132H145L146 131V129H145L144 132L147 134V135H145V138H142L144 136L142 135L141 131L139 130V133H141V134H139V133L138 134L140 136L142 135V137H141L142 138V141L140 143L139 140L141 138H139V136L136 133L139 128H137V126H136L137 129L136 128L134 129L133 127H130L131 128L130 129L131 132L136 133L134 135H133V133H131L132 134L131 135L132 140H131V138H129L130 140L128 139V142L129 143L133 142V143H131V144H133V146L132 145L131 146H132V148L134 147L132 149L133 151L131 153L133 160L131 159L132 162L130 161L132 164H130V163H128L126 161L128 163L127 164L126 162H124L125 160H123L124 159L122 157L123 154H126L127 153V152H125L123 150L124 149V145H125L124 144L125 142L123 143L124 145L122 144L123 140H120V141H118L119 143L118 142L116 143V145H115L116 149H114V145L111 142H109V141H112V139H114L115 135L116 136L121 135V133H119V132H121V131L124 132L125 131V128L122 127L123 126ZM151 123H153V125ZM6 124H8V125H6ZM139 124H141V125L139 126ZM118 125L120 127H122V128H120ZM162 125L163 126L165 125V130L167 129V131H168V132L166 131L167 133L162 128ZM93 126H94V129H93ZM96 126H98V127H96ZM151 126H152V129H151ZM158 126L160 128H162V133L165 132L164 134H166V135H164L162 133H160V134L158 133V132H161L160 131L161 129L159 130V127ZM123 128H124V131H123ZM42 130H44V129H42ZM86 130H92V131H95L96 130L97 134L95 133V135L96 136L97 135L99 136V140H97V137L98 136L97 137L95 136V137H93V138H96L95 139V142L96 141L97 142H100L101 140L105 139L101 143H97L96 142L97 144H100L101 145V144H103L105 142V145H106V144L111 143V145H112L111 149L114 150L112 153L113 154L116 153L117 155L119 154L118 156L121 157V160H119L120 157H117L116 154H115V156H113L112 153L109 154V155L112 156L114 160L115 159L116 160L118 159L119 162L115 160V163L118 164V165H116L114 163V161L111 160V157L109 155H107L110 149L105 154V152H103V150L100 149L101 147L103 149L105 146L98 145L100 147L99 148L98 146H95L96 145L95 143H94L95 145H93V144L92 145H93V147H96L95 150L97 151V153H99V155H98L96 152H94V154H95L94 155L95 160L92 161V162H91V160L89 161V159L92 158V157H90V155L92 156L91 152L94 151V148L93 147L91 148L93 151H91V149H90V145L91 144L90 143L87 144V147L89 148V150H88L87 147H86L87 148L86 151L84 150L85 151V154H86V152H90V155L87 156L88 158L89 157L90 158L89 159L87 158V160H88L87 161L85 157H81V156H83V154L80 153L81 152V149H83V148L85 149V147L82 148V146H80L81 149L79 150V145H77V142L76 141H78V138H79L78 137V134H79V132H80V135L81 136L82 135L84 136V135H86V134H84V133H86L85 132ZM119 130H121V131H119ZM3 131H4V134H2ZM76 132H78V133H76ZM90 132L87 131V135ZM99 132H100V130H99ZM249 132H251V133H249ZM6 134H7V136H6ZM173 134H174V136H172ZM17 135H18V137H17ZM90 135H93V134H89L88 136L90 137ZM160 135H161V137H160ZM162 135H164V137H162ZM175 135H176V138H174ZM255 135H253V136H255ZM5 136L7 137V139H5L6 138ZM112 136H114V137H112ZM132 136H134V138ZM146 136H148L149 139ZM256 136H258V135H256ZM11 137H12V140H11ZM75 137H76L77 140L74 139ZM146 138H147V140L144 141L143 139H146ZM170 138L172 140H174V141H170L171 140ZM179 138H182V140L179 139ZM15 139H16V141H14ZM176 139H177V141L175 142ZM231 139H233V140H231ZM19 140H20V142H19ZM74 140H76V141H74ZM180 140L183 141L184 146H183L182 142L180 144ZM262 140H264V137L262 138ZM92 141H91V143H93ZM165 141H166V143H165ZM10 142H12L13 144L16 142L15 145L17 147H19V148H22L20 150H23V149L24 150L23 151H20L19 150L18 152H13L11 150L10 146L8 145ZM145 142H147V143H145ZM172 142H174L173 145H172ZM134 143H136V144L134 145ZM142 143H144L145 146H147V148L144 146V144L143 145H140ZM259 143L261 145L262 144L263 145L262 146H259L260 145ZM73 144L76 145V148H74L75 146ZM186 144H188V145H186ZM28 145H30V146H28ZM97 147H98V149H97ZM122 147H123V149H122ZM245 147H246V149L248 148L250 150H248L246 152V150H244ZM46 148H52L53 149V154H52V156H48L49 158L48 157H44L42 159L41 158L39 159L37 157H34L33 159L29 158L31 160H29V159L27 160V158L25 159L24 157H22L23 155H21L22 153H24V151L25 152H32V153L33 152L34 153H44V150ZM108 148H110L109 145H108ZM181 148H182L183 151L180 150ZM106 149H107V146H106V148H105L104 151H106ZM99 150H101L105 155H107L106 157H108V161H110V162H108V161L105 162L106 157H104L105 155L102 156L101 155L102 152H100ZM236 150H239L238 151L239 156H238V153H237ZM252 150H254V151L252 152ZM256 150L258 152L259 151L260 152L258 153V152H256ZM122 151H124V153ZM250 151L253 154H255V153H258V154L254 155L252 157V154L250 156V153H251ZM20 152H22V153H20ZM73 152L75 154L74 156H73ZM110 152H111V150H110ZM119 152L121 153L122 156L120 155ZM77 153H78V156H80V157H78V159H75ZM82 153H83V150H82ZM225 153H226V156L229 155L228 156L229 158L227 157L226 158L227 160L225 159V163H224L223 162V159L226 157L225 156ZM235 153L237 154L236 156H238L236 159L234 158L235 157ZM88 154H86V155H88ZM86 155H84V156H86ZM189 155H190V153H189ZM230 155L235 160L232 161L230 159ZM133 156H135V157H133ZM171 156H172V158H171ZM21 157L23 159H21ZM73 157H74V159H73ZM124 157H125V155H124ZM189 157H190L189 160L192 159V162L194 160H196V159L192 158L191 156H189ZM71 158L73 159V161L75 163L72 161ZM81 158L82 159L84 158V161H87V162H90V163L88 164V163L84 162L83 160H81ZM93 159L94 158H92V160ZM175 159H176V161H175ZM246 159H248V160H246ZM77 160H79L81 164L79 163V161L77 162ZM122 160H123V162H122ZM16 161L19 162V163H17ZM69 161H71V162H69ZM180 161H181V163H180ZM187 162L190 164V166L187 165L188 164ZM262 162H264V161L262 160L261 163ZM7 163L10 166H8ZM77 163L79 165H77ZM82 163H85V164L83 165ZM184 163H185L186 166L184 165ZM74 164H76V166H78V167L76 168ZM18 165H21V166L19 167ZM69 165H71V167H75V169L73 168L74 170L73 169L70 170L71 168H70ZM82 165H83V167H82ZM96 165H94V166L96 167ZM100 165L99 166L97 165V168L103 167V166H100ZM115 166H116V168H115ZM186 167H189V168H187V171H185L186 169H184ZM83 168H88V169H91V170H87L88 172L86 171V173L84 172V175L82 177L80 172H81V170ZM103 168H106L104 170H107L108 169V166L105 167V165H104ZM103 168H102V170H100V172L104 171ZM156 168H157V170H156ZM222 168H223V170H222ZM99 169H101V168H99ZM99 169H97V170H99ZM114 170H115V172H114ZM37 172H39V173H37ZM112 172H114V173L112 175H110V173H112ZM183 172H185L188 175H186ZM76 173H77V175H76ZM79 173H80V176H79ZM75 175L77 177H79V178H77ZM118 176L120 178H122V174L121 175L120 174L117 175V178H119ZM162 181H164V182H162ZM168 182H166V183H168ZM209 182H207L208 185L211 184V182L210 183ZM11 185H12V183H9V185L8 184L7 185L6 184L5 185H2L0 187V194L3 193L4 190H6L9 187H11ZM6 186H7V188H5ZM246 186L242 187V185L239 184L238 188H239V191H240L239 193L240 194H242V195L245 194L244 191H246V192H253L252 191L253 190V187L252 186H249V187L247 186L248 187V190H247V187ZM240 188H242L243 191ZM154 190H155V188H154ZM241 191H242V193H241ZM152 192H155V191H152ZM50 194H51V191L49 193V197L51 196ZM20 195H19V197H20ZM38 204H40L41 206H39ZM0 212H1V210H0ZM0 214H2V213H0ZM49 214H50V216H49ZM0 217H1V215H0ZM0 226H1L0 231H1V235H2L1 238L5 237L6 235L11 234L10 232H7V231H11L10 230L11 229L10 225H9L10 228L7 225H6L7 227L6 226L3 227L4 225H0ZM35 237L36 236L31 237V238L28 239V242H26L27 240H25L24 242H26V244L31 243V245H34V244L37 245L40 240H39V238H35ZM1 241L2 240L0 239V242ZM4 246H6V244ZM0 247H2V246H0ZM25 256H28V255H24V258H27ZM126 259L127 258H122V257L120 258V260L123 263L125 262L126 264L131 261L130 259H128V260H126Z\"/></svg>",
    "mask_w": 264,
    "mask_h": 264
}]
</instances>
